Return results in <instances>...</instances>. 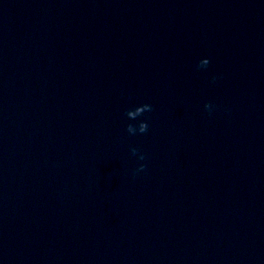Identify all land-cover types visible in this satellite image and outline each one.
I'll list each match as a JSON object with an SVG mask.
<instances>
[{"label":"water","instance_id":"1","mask_svg":"<svg viewBox=\"0 0 264 264\" xmlns=\"http://www.w3.org/2000/svg\"><path fill=\"white\" fill-rule=\"evenodd\" d=\"M0 264H264V0H0Z\"/></svg>","mask_w":264,"mask_h":264}]
</instances>
